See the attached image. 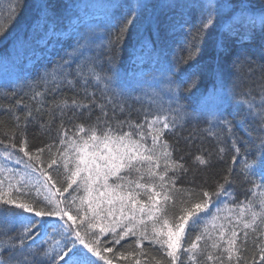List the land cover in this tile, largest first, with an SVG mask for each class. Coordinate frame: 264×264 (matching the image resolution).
Instances as JSON below:
<instances>
[{"label":"snow or ice","instance_id":"1","mask_svg":"<svg viewBox=\"0 0 264 264\" xmlns=\"http://www.w3.org/2000/svg\"><path fill=\"white\" fill-rule=\"evenodd\" d=\"M149 6L111 4L104 22H84L73 14L76 19L69 16L61 28L48 0H37L39 21L48 34L73 41L65 56L49 70L56 83L51 91L65 84L75 88L79 83L83 97H61L52 102L50 107L58 110L59 123L51 143L41 146L29 140V118L35 119L31 111L23 122L14 116L15 126L0 136V222L11 219L16 229L0 243V264H142L139 257H144L143 264H150L145 244L162 257L155 264H247L243 252L250 234L264 241V156L251 160L243 157L250 187L237 200L231 168L213 181L211 191L205 187L206 179L197 183L193 176L184 181L189 168L183 163V155L174 156L180 152L179 141L168 138L201 116L209 130L224 129L231 134L234 124L226 106L233 103L244 106L264 132V84L257 105L250 91H235V77L229 80L226 72L227 60L233 55L232 42H247L255 32L264 33V10L255 9L251 0L162 5L181 10L179 19L167 29L177 38L176 48L166 69V88L149 86L145 92L143 82L139 88L120 84L115 58L108 56L105 61L101 54L121 47L132 28L137 31L139 47H152L141 35L142 12ZM15 11L18 15L19 6ZM193 12L199 13L195 39L200 40V34L215 27L213 51L207 65H194L177 81V65L201 54L202 40L193 45L179 37ZM14 20L15 16L11 18ZM151 25L159 31V18L154 17ZM5 31L7 28L0 29V37ZM159 56L167 60L163 48ZM245 61L252 63L250 58ZM243 62L236 57L233 68ZM200 71L210 75L214 95L205 100L207 89L197 90V104H186L182 85ZM47 79L41 77L40 84ZM197 84L198 80H192L189 90ZM90 86L99 91L103 102H98L96 92L88 90ZM136 91L141 93L134 97L136 102H158L155 112L143 108L139 122L130 118L131 105L125 108L127 98ZM47 92V87L35 91L32 99H42ZM210 102L216 107L209 109ZM94 109L99 115L93 119ZM126 111L125 119H116L118 113ZM81 117L87 123L78 122ZM231 139L235 164L240 147L234 135ZM219 151L223 153L224 148ZM194 160L198 166L210 168L212 153L196 155ZM178 180L182 181L179 185ZM224 212L227 214L222 215ZM198 227L200 230L189 239L186 229L196 232ZM252 264H264V247H259L258 259L253 258Z\"/></svg>","mask_w":264,"mask_h":264},{"label":"trees","instance_id":"2","mask_svg":"<svg viewBox=\"0 0 264 264\" xmlns=\"http://www.w3.org/2000/svg\"><path fill=\"white\" fill-rule=\"evenodd\" d=\"M48 2L60 19L61 28L67 24L69 16L73 20L76 19V15L73 14H78L84 22H104L105 13L110 11L108 5L111 4L146 3L150 5L142 12L144 26L141 29V35L145 41H150L152 47H139L137 31L132 28L121 47H113L110 52L101 54V59L105 61L108 56L115 58L120 84L129 88H139L143 82L142 86L144 91L147 92L150 90L149 86L160 89L166 86V79L169 78L166 75V69L168 64L173 61L176 48L177 38H174L167 29L169 23L179 19L181 10L169 9L162 7V5L191 3L193 0H48ZM94 3L98 4V7L91 6ZM251 4L257 10H264V0H251ZM66 5H72V7L67 8ZM152 5L158 6L152 7ZM18 6L19 14L17 15L15 9ZM13 16H15V20L11 21ZM154 17L159 18V31L156 30L155 25L150 26V21ZM198 17L199 13L197 12L191 14L188 25L179 33V37L187 39L193 45L200 43V40H202L201 54L195 60H188L185 64L177 65L175 72L177 81L185 73H188L194 65L200 64L202 67L207 65L212 55V42L215 39L216 29L213 27L208 32L200 34V40L195 39L199 27ZM3 28H7V31L0 37V52L8 49L10 44L20 36L25 39L27 44L34 45L38 49L0 66V136L3 132L15 126L14 116L18 115L21 122H23L27 112L31 111L32 117L35 119L29 118L27 129L29 140L41 146L51 143L55 138V130L59 123L56 119L58 110L50 107L52 102L59 100L61 97L69 99L74 96L83 97L79 83L76 84L75 88H70L65 84L60 86L57 91H51L56 88V83L52 81L49 70L53 69V65L65 56V51L72 47L73 41L48 34L47 29L39 21L37 0H0V29ZM153 48L156 51H153ZM161 48L164 49L167 60L159 56ZM232 51L233 55L228 58L226 63L228 78L232 80L235 77V91L237 93L243 94L250 91L251 96L256 99V103L259 105L261 85L264 84V33L255 32L252 39L247 42L233 41ZM181 54L187 55L184 51ZM236 57L244 62L238 68H233L232 61ZM245 58H250L252 63L245 61ZM130 62L133 64L130 65ZM103 66L105 69L108 67L106 62ZM123 67L128 68L127 73L120 71ZM45 76L48 79L41 85L40 78ZM192 80H198V84L196 88L189 90L188 84ZM45 87L49 89V92L45 93L42 99L33 100L32 97L35 91H43ZM33 88H35V91H33ZM205 89H207V93L204 99L208 100L214 95L210 75L207 71L193 73L189 77V81L182 85L183 102L196 105L197 90L204 92ZM88 90L96 92L98 102H103L96 88L90 86ZM139 95H141L139 91L132 92L131 97L127 98V104H125L126 109L131 105L130 118L137 122L141 119L143 108L147 107L150 111L155 112L158 104V102L148 104L145 101L142 105L134 99L135 96ZM38 107L39 112L37 111ZM208 107L213 109L216 104L210 102ZM226 107L229 113L228 118L234 124L231 134L224 129L212 128L209 130L205 118L201 116L199 120H192L179 129L175 135H170L168 138L170 142L179 141L180 152L174 153V156L183 155V163L189 168V174L183 178L184 181H190L194 176L197 183H200L202 179H206L207 184L205 187H209L213 184V181L220 179L231 168L232 189L236 193V199L239 200L243 197V192L250 187L244 175L243 157L246 156L251 160L264 156V147L261 146V137L264 136V132L260 131L259 122L248 115L244 106L233 103ZM69 115H71V112H69ZM97 115H99V110L94 109L93 119ZM127 115V111L118 113L116 119L123 120ZM78 122L87 123L83 117ZM41 125H43V128ZM48 129H51V131ZM210 131L217 134L211 135ZM233 135L240 147V154L235 164L232 163V156L236 155L232 148L231 137ZM220 148H224L223 153H220ZM208 152L212 153L211 167L198 166V162L194 160V157ZM54 179H57L58 186H60L59 177L56 174H54ZM256 179L259 181V177H256ZM181 182L178 180L177 184L179 185ZM185 187H188L187 183H185ZM209 190L211 191V187H209ZM226 214V212L222 213V215ZM218 223H226V221H219ZM0 224H2L0 226V243H2L7 241L9 236L14 235L16 229L11 219L0 222ZM199 230V227L196 232H193L190 228L186 229L188 238H194ZM209 230L212 231L210 226ZM129 242L131 243V241ZM259 247H264V241L250 234L247 248L243 252L244 261H247V264H252L253 258L258 259ZM145 248L150 254L148 257L150 264H155L156 260L162 259L159 252L148 248L147 244H145ZM139 258L143 264L144 257ZM242 264H244L243 261Z\"/></svg>","mask_w":264,"mask_h":264},{"label":"rangeland","instance_id":"3","mask_svg":"<svg viewBox=\"0 0 264 264\" xmlns=\"http://www.w3.org/2000/svg\"><path fill=\"white\" fill-rule=\"evenodd\" d=\"M83 5H85V4H83ZM91 6L98 7V4L94 3ZM40 41H41V39H40ZM44 41H46V39H44ZM11 45L12 46L10 48H8V50H4V51L0 52V66H2L4 64H8L9 62H11L14 59H19L20 57H22L25 54H30L34 50L37 49L36 46L31 45V44H27L25 42V39L22 36H20ZM165 88H166V86H163V89H165Z\"/></svg>","mask_w":264,"mask_h":264},{"label":"bare ground","instance_id":"4","mask_svg":"<svg viewBox=\"0 0 264 264\" xmlns=\"http://www.w3.org/2000/svg\"><path fill=\"white\" fill-rule=\"evenodd\" d=\"M132 64L133 63L130 62V65H132ZM127 70H128V68H124V67L120 69V71L123 72V73H127Z\"/></svg>","mask_w":264,"mask_h":264}]
</instances>
